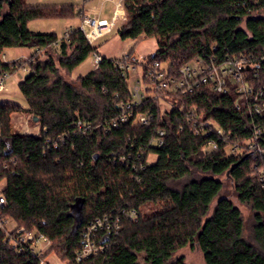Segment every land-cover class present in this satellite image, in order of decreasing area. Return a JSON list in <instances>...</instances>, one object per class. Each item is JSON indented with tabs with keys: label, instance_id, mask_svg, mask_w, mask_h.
Returning a JSON list of instances; mask_svg holds the SVG:
<instances>
[{
	"label": "trees",
	"instance_id": "1",
	"mask_svg": "<svg viewBox=\"0 0 264 264\" xmlns=\"http://www.w3.org/2000/svg\"><path fill=\"white\" fill-rule=\"evenodd\" d=\"M32 0H0V76L28 70L19 89L27 107L0 104V183L7 204L3 221L41 233L68 264H186L180 255L197 249L205 264H264V155L229 153L216 134L195 135L190 111L213 120L217 134L244 143L255 138L264 150V120L235 107L236 95H222L203 86L175 109L158 108L150 100L137 113H153L146 127L111 126L121 108L132 101L127 76L117 62L103 58L73 86L61 74H72L97 54L80 30L32 32L31 21L79 17L73 5H34ZM126 22L121 40L155 39L158 50L148 58L176 74L197 59L246 57L260 62L264 78V0H124ZM78 13V14H77ZM31 49L26 59L4 61L5 51ZM264 81V79H263ZM184 105V110L179 107ZM21 113L37 133L26 134L11 122ZM91 125L79 130V123ZM32 127V126H31ZM165 132L161 147H140ZM216 141L218 150H209ZM133 159L122 165L120 156ZM140 162V163H139ZM143 164L134 170L131 164ZM230 183L238 204L253 213L247 234L242 210L224 195ZM82 206L77 233L70 207ZM112 220L103 254L82 262L76 254L82 233L97 219ZM119 223H115L116 220ZM114 225V226H113ZM118 226L119 229L115 228ZM0 229V264H40L35 256L18 254L4 242Z\"/></svg>",
	"mask_w": 264,
	"mask_h": 264
},
{
	"label": "built area",
	"instance_id": "2",
	"mask_svg": "<svg viewBox=\"0 0 264 264\" xmlns=\"http://www.w3.org/2000/svg\"><path fill=\"white\" fill-rule=\"evenodd\" d=\"M123 7H119L116 13V18L123 19ZM84 25L91 28L90 34H86L81 30L87 40L99 39L108 35L112 30L114 23L108 21H99L85 17ZM103 58L97 53L94 55V68H98L102 63ZM130 58H124L117 62L116 65L123 71V75L127 76V82L130 85L132 93V101L128 105L121 108L120 117L113 121L111 126L118 128L120 125L130 124L132 128L146 127L154 120L153 113L140 114L137 109L141 107L145 101L156 102L158 108L172 110L175 109L178 99H187L193 95L198 89L203 86H211L213 90L222 95L234 94L237 97L235 107L238 110L246 109L247 113L253 117H259L264 120V81L261 75L260 62H251L246 57H227L224 60H219L216 56H211L209 59H197L193 62L196 67H191V63L184 66L176 74H173L166 65L159 62L149 63L148 59L140 63L142 66V74L140 77L132 78V73L129 67ZM264 62V58L261 60ZM138 64V62L134 61ZM264 64V63H263ZM10 76H0V93L5 90L4 81ZM180 111L184 110V105L179 107ZM188 122L191 125V131L195 135L204 136L206 138L216 134L218 140L224 144V149L229 153L237 151H251L264 155V150L258 147L256 141L259 139L260 131H256L255 138L252 141L241 143L232 141L228 135L217 134L218 125L213 120H207L204 116H199L196 109L190 111ZM87 125L80 122L79 130H83ZM87 128H91L88 124ZM165 142V132L159 131L157 136L152 138L147 146L139 148L137 157L141 158L144 155V149L152 147H161ZM209 150H218L219 145L212 140L208 143ZM133 159V155L120 156L119 161L122 165H128L129 160ZM140 163V162H139ZM134 170H143V164H131ZM7 201L3 193H0V213L6 206ZM116 224L119 223L117 219ZM114 226V225H113ZM112 220L108 217L97 219L91 223L82 233V246L76 254V260L82 262L92 256L103 254L108 244L106 238L97 244L95 238L100 232L111 234ZM117 230L118 226H115ZM0 229L5 232L4 244L10 247L18 254H29L35 256L40 264H45L44 261L50 253L53 245L52 242L41 233H32L25 228L15 227L9 230L8 222L3 221L0 216Z\"/></svg>",
	"mask_w": 264,
	"mask_h": 264
},
{
	"label": "rangeland",
	"instance_id": "3",
	"mask_svg": "<svg viewBox=\"0 0 264 264\" xmlns=\"http://www.w3.org/2000/svg\"><path fill=\"white\" fill-rule=\"evenodd\" d=\"M124 0H32L34 5H73L77 11L83 10L86 17L93 18L101 21L98 17L106 19L109 23H114L113 30L105 37L91 40L90 44L93 48L97 49V53L102 58H107L113 61H122L124 58L129 57V67L132 73V78L140 77L142 74V66L140 63L145 62L149 57L156 53L158 50L157 42L155 39L146 40H121L118 31L126 22V13L123 6ZM119 7H123V19L116 18V11ZM78 14V13H77ZM28 28L32 32L43 33H56L60 38L71 30L81 29L86 34H90L91 28L84 25L79 17L64 19V20H51V21H31ZM33 53L31 49H10L6 50L4 61L11 63L15 60L26 59ZM138 62V64L134 63ZM191 67H196V63L192 62ZM94 68V55L87 59L80 67H78L72 74H67L64 71L61 74L65 80L73 86L79 85V78L85 76ZM28 70L22 71L13 75L4 81L5 90L0 93V104L4 105H19L23 108L27 107V103L22 96L19 84L27 76ZM11 122L17 129H21L26 134L37 133L39 128L35 122L29 125L28 118L21 114H13ZM6 181L0 183V193L4 189ZM224 195L231 197L234 202L242 210L244 219L246 221L247 234L251 232V221L253 213L248 207L238 204L236 196L230 183L226 184V191ZM9 230H13L16 224L13 221H7ZM185 257L186 264H205L202 254L197 249L187 247L179 253ZM45 264H68V261L62 260L55 253L48 255L44 261Z\"/></svg>",
	"mask_w": 264,
	"mask_h": 264
},
{
	"label": "water",
	"instance_id": "4",
	"mask_svg": "<svg viewBox=\"0 0 264 264\" xmlns=\"http://www.w3.org/2000/svg\"><path fill=\"white\" fill-rule=\"evenodd\" d=\"M35 122H38V120L35 119ZM69 217L74 220L73 231L77 233L81 228L83 221L82 206L80 204L71 206L69 211Z\"/></svg>",
	"mask_w": 264,
	"mask_h": 264
},
{
	"label": "crops",
	"instance_id": "5",
	"mask_svg": "<svg viewBox=\"0 0 264 264\" xmlns=\"http://www.w3.org/2000/svg\"><path fill=\"white\" fill-rule=\"evenodd\" d=\"M116 13H117V11H116ZM86 16V15H85ZM101 21H104V20H106V19H102V18H100V17H98Z\"/></svg>",
	"mask_w": 264,
	"mask_h": 264
}]
</instances>
